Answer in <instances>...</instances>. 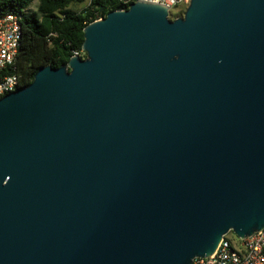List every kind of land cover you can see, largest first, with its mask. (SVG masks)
Listing matches in <instances>:
<instances>
[{
	"label": "water",
	"instance_id": "obj_1",
	"mask_svg": "<svg viewBox=\"0 0 264 264\" xmlns=\"http://www.w3.org/2000/svg\"><path fill=\"white\" fill-rule=\"evenodd\" d=\"M0 99V264H191L264 229V0L134 2Z\"/></svg>",
	"mask_w": 264,
	"mask_h": 264
},
{
	"label": "trees",
	"instance_id": "obj_2",
	"mask_svg": "<svg viewBox=\"0 0 264 264\" xmlns=\"http://www.w3.org/2000/svg\"><path fill=\"white\" fill-rule=\"evenodd\" d=\"M122 7L126 5L119 0H0V14L16 12L21 17L19 53L6 70L18 75L20 87L29 85L40 68L57 69L82 49L87 24ZM229 242L235 246L238 239Z\"/></svg>",
	"mask_w": 264,
	"mask_h": 264
},
{
	"label": "built area",
	"instance_id": "obj_3",
	"mask_svg": "<svg viewBox=\"0 0 264 264\" xmlns=\"http://www.w3.org/2000/svg\"><path fill=\"white\" fill-rule=\"evenodd\" d=\"M90 2V0H87ZM126 10L134 2H145L165 7L169 16L180 5H188L190 0H119ZM97 18L95 21L100 20ZM21 40V17L16 12L0 14V99L20 87L18 75L6 69L14 65L19 53ZM84 51H73L71 57L84 59ZM191 264H264V229L232 245L225 237L208 257L195 258Z\"/></svg>",
	"mask_w": 264,
	"mask_h": 264
},
{
	"label": "rangeland",
	"instance_id": "obj_4",
	"mask_svg": "<svg viewBox=\"0 0 264 264\" xmlns=\"http://www.w3.org/2000/svg\"><path fill=\"white\" fill-rule=\"evenodd\" d=\"M36 1H34L33 5H32V9L34 10L35 9V6H36ZM187 5H180V6H177L175 10H173V14L170 15V19H175L179 16H182L185 9H186ZM226 238L229 239V241L231 242H235L238 238L232 233V232H229L227 235H226Z\"/></svg>",
	"mask_w": 264,
	"mask_h": 264
}]
</instances>
